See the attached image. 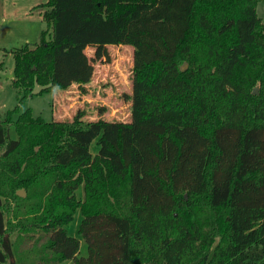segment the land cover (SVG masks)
Segmentation results:
<instances>
[{
    "label": "trees",
    "instance_id": "16d2710c",
    "mask_svg": "<svg viewBox=\"0 0 264 264\" xmlns=\"http://www.w3.org/2000/svg\"><path fill=\"white\" fill-rule=\"evenodd\" d=\"M261 1L43 5L38 41L1 49L20 102L87 82L84 48L128 46L130 118L0 120V264H264Z\"/></svg>",
    "mask_w": 264,
    "mask_h": 264
},
{
    "label": "rangeland",
    "instance_id": "374dc122",
    "mask_svg": "<svg viewBox=\"0 0 264 264\" xmlns=\"http://www.w3.org/2000/svg\"><path fill=\"white\" fill-rule=\"evenodd\" d=\"M47 1L0 0V120H4L9 111L17 108L18 113L30 109L35 117H41L47 122H70L78 111L83 113L82 120L87 122L100 119L128 122L132 76V48L128 46L107 45L98 55L96 48H84L82 54L92 69L87 82L73 81L66 88L57 87L53 94L28 96L23 103L20 102L23 94L11 85L14 81L13 58L1 49L11 51L38 41L39 34L46 28L42 13ZM256 11L264 22V0L258 4ZM38 90L36 86L33 93ZM16 118L17 113L13 119ZM91 149L97 150L95 143ZM18 192L25 194L24 190ZM76 196L80 199L83 197L81 187ZM80 221L81 214L78 211L67 228L70 236L79 238L77 229ZM11 239L17 240V232L11 234ZM80 253H85L82 240ZM62 264L70 263L66 261Z\"/></svg>",
    "mask_w": 264,
    "mask_h": 264
},
{
    "label": "water",
    "instance_id": "95a60500",
    "mask_svg": "<svg viewBox=\"0 0 264 264\" xmlns=\"http://www.w3.org/2000/svg\"><path fill=\"white\" fill-rule=\"evenodd\" d=\"M254 95H256L258 93V90L257 89H254L253 92H252ZM17 195L21 196V197H24L25 194H20V192H17Z\"/></svg>",
    "mask_w": 264,
    "mask_h": 264
},
{
    "label": "crops",
    "instance_id": "0c3cea01",
    "mask_svg": "<svg viewBox=\"0 0 264 264\" xmlns=\"http://www.w3.org/2000/svg\"><path fill=\"white\" fill-rule=\"evenodd\" d=\"M29 44V43H28Z\"/></svg>",
    "mask_w": 264,
    "mask_h": 264
}]
</instances>
